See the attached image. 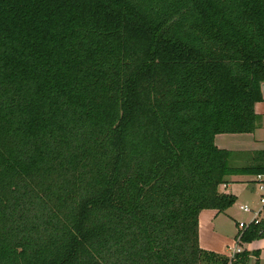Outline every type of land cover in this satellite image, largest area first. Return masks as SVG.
Instances as JSON below:
<instances>
[{
  "label": "trees",
  "instance_id": "obj_1",
  "mask_svg": "<svg viewBox=\"0 0 264 264\" xmlns=\"http://www.w3.org/2000/svg\"><path fill=\"white\" fill-rule=\"evenodd\" d=\"M262 83L264 0H0V264H229L199 216L264 173L215 140Z\"/></svg>",
  "mask_w": 264,
  "mask_h": 264
},
{
  "label": "crops",
  "instance_id": "obj_2",
  "mask_svg": "<svg viewBox=\"0 0 264 264\" xmlns=\"http://www.w3.org/2000/svg\"><path fill=\"white\" fill-rule=\"evenodd\" d=\"M262 94L263 99L255 104V112L258 115L257 129L252 133L231 135L239 136L238 139H234L235 143L240 144L238 148L228 146H221V148L233 149L237 152L264 151V83H262ZM219 136L220 134L216 136V142ZM247 177L249 176L232 175L228 178L229 182L222 184L220 189L224 193L234 195L236 199H246L245 192L247 190L257 191L252 181L253 178L251 179L252 176H250V179ZM248 182L251 183L248 184ZM246 185L248 189H245ZM248 200L246 201L249 202ZM239 209L241 210L240 205ZM230 210L219 211L218 209L209 208L200 212L199 239L201 248L227 257L229 264H264V237L250 242L241 243L238 241V234L241 230L239 226L240 219L233 215ZM234 241L236 246L231 248L229 245ZM236 247H243L244 251L237 253L231 259L230 254Z\"/></svg>",
  "mask_w": 264,
  "mask_h": 264
},
{
  "label": "rangeland",
  "instance_id": "obj_3",
  "mask_svg": "<svg viewBox=\"0 0 264 264\" xmlns=\"http://www.w3.org/2000/svg\"><path fill=\"white\" fill-rule=\"evenodd\" d=\"M231 135H238V134H220V136L218 137V141L216 142V144L218 146H228L230 148H238L240 144L235 143L234 139H238L239 136H231ZM239 142V141H238ZM233 150V149H231ZM232 164H238V165H245L246 162H241L238 163L235 160L232 161ZM249 176L247 177L248 179H251L255 176V175H246ZM251 182H248V184ZM234 184H238V183H234ZM247 188V185L245 187V189ZM248 189V188H247ZM245 196L247 197L246 199H236L235 203L228 208V210H230V212L235 215L236 217H238L240 219V222H246L247 224L254 218L255 216V211H257L260 207V193L258 191H252V190H247L245 192ZM250 199V200H248ZM246 200H248L249 202H247ZM246 201V202H245ZM245 202V203H244ZM239 205L240 207L242 205H248L249 207H251L253 209V211L250 212H244L242 210L239 209ZM260 219L264 218V210L262 211V213L259 215ZM234 222V221H233ZM241 229V228H240ZM237 240V239H236ZM241 243L246 242L245 240H241ZM229 246H231V248L236 246V242H232ZM242 249V252L244 251L243 247H240Z\"/></svg>",
  "mask_w": 264,
  "mask_h": 264
},
{
  "label": "built area",
  "instance_id": "obj_4",
  "mask_svg": "<svg viewBox=\"0 0 264 264\" xmlns=\"http://www.w3.org/2000/svg\"><path fill=\"white\" fill-rule=\"evenodd\" d=\"M253 183L255 185V189L260 193V204L261 207L255 211V216L254 218L247 224L246 222H240L239 226L241 228L239 234H238V241L243 240V233L246 229H248L250 227V225L252 224H258L260 223L263 219L259 218V215L262 213V211L264 210V173H258L255 174V176L253 177ZM241 210L245 211V212H250L253 211V209L251 207H249L248 205H242ZM242 252V249L240 247H236L234 248V250L231 252V259H233L235 257V255L237 253Z\"/></svg>",
  "mask_w": 264,
  "mask_h": 264
}]
</instances>
